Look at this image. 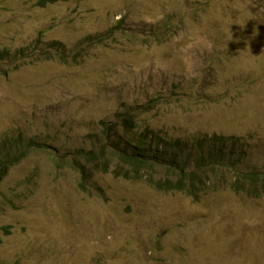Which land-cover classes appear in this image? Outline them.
<instances>
[{
  "label": "rangeland",
  "instance_id": "374dc122",
  "mask_svg": "<svg viewBox=\"0 0 264 264\" xmlns=\"http://www.w3.org/2000/svg\"><path fill=\"white\" fill-rule=\"evenodd\" d=\"M39 1L0 0V264H264V198L233 194L264 173V0ZM117 127L152 168L83 176ZM202 140L215 177L151 185L201 171ZM32 142L66 164L7 161Z\"/></svg>",
  "mask_w": 264,
  "mask_h": 264
},
{
  "label": "trees",
  "instance_id": "16d2710c",
  "mask_svg": "<svg viewBox=\"0 0 264 264\" xmlns=\"http://www.w3.org/2000/svg\"><path fill=\"white\" fill-rule=\"evenodd\" d=\"M68 0H40L38 2V6L40 7H47L48 5H52L58 2H65ZM59 46L58 43H52L51 48H57ZM58 57L63 62H66V57L63 54H58V52H55V55H46L42 58L48 59V58H54ZM122 119H124L123 124L124 128L121 127L125 131H133L135 128L134 124V116H131L129 113H126L122 116ZM107 129L110 128V126L106 127ZM107 133V137H110L111 133ZM29 147L26 153H22V156L19 158V156H7V161L10 163H18L20 160L25 159L28 156V153L31 151H40V152H46V150H49V153L53 154V157L55 159L56 163H61V165H65L66 158L62 157L61 159H58L57 155L58 152L52 147L49 149L47 146H41L39 143L32 142L29 144ZM101 148L104 147L103 144L100 145ZM40 149V150H39ZM198 158L195 162V166H197V169L201 168L202 170L198 173L196 171L189 173H186L184 170H180L177 172L179 175V180L172 181L170 179H166L164 181L153 180L151 182V185L154 187H157L159 189H183V187H186L185 183H188L187 190L190 194H194L197 191L198 187L204 186V176H216V172L218 171L219 165L223 163L222 158V150H211L208 149L205 145V142L203 143V140L198 143ZM113 158V162L116 163L117 169H114L115 176H125L126 179H129L130 175L133 173L132 171H138L137 174L142 171L143 167H147L148 169L152 168L150 160L146 157L143 149L140 150L137 153L128 154L125 151L117 150V152L113 153L112 155L100 154L89 151L88 153H83L80 156V159L83 160L86 163L89 164H99V168L97 169L98 172L102 173H108L106 169H102V165H104L103 161L105 159ZM5 161L1 164L0 171V180L2 176L6 173L7 167H3V164ZM76 167V166H74ZM123 167V168H122ZM127 167V168H125ZM84 170V168H82ZM232 187V185H231ZM233 187L235 190H233V194H246L250 196H264V173H262L260 170H256L253 173L250 174H242L239 175V173H236L235 181L233 183Z\"/></svg>",
  "mask_w": 264,
  "mask_h": 264
},
{
  "label": "clouds",
  "instance_id": "9594fccd",
  "mask_svg": "<svg viewBox=\"0 0 264 264\" xmlns=\"http://www.w3.org/2000/svg\"><path fill=\"white\" fill-rule=\"evenodd\" d=\"M120 127V126H119ZM117 129L118 127L113 131V133H111L110 137L107 138V140L110 142V144H108L107 146H104L103 148H99V149H91V150H79L76 151L74 156L79 158L78 163H83L84 161L80 159L81 154L83 153H88L89 151L95 152V153H100V154H107V155H112L113 153L117 152V150H121V151H125L128 154H132V153H137L140 150L143 149V140H137L135 142V144H118V140L116 139L117 136ZM112 143V144H111ZM113 158H109V159H105L103 162L104 165H102V169H106L108 172H111V170H114V168L112 167V164H109L108 162H110ZM86 163V162H84ZM99 164H89L86 163V170L84 171V175L83 176H88L90 177L92 174L95 173H102V172H98L97 169L99 168ZM89 167V168H87ZM73 168L77 171H79L76 167L73 166ZM259 170V169H258ZM80 172V171H79ZM105 174V173H104ZM246 195V194H244ZM250 198H256V199H261L264 198V196H259V197H255V196H250V195H246Z\"/></svg>",
  "mask_w": 264,
  "mask_h": 264
}]
</instances>
